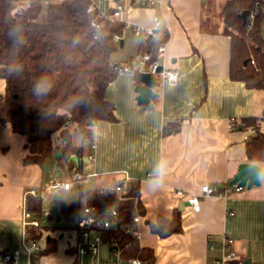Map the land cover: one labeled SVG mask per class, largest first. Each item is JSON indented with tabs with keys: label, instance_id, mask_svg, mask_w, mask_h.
<instances>
[{
	"label": "crops",
	"instance_id": "crops-1",
	"mask_svg": "<svg viewBox=\"0 0 264 264\" xmlns=\"http://www.w3.org/2000/svg\"><path fill=\"white\" fill-rule=\"evenodd\" d=\"M145 1L152 5L132 3L121 11L127 24L121 36L124 53L115 55L117 49L112 59L122 65L135 62L141 36L133 33V27H152L153 17L158 16L159 26L168 29L159 61L178 70V82L171 85L159 77L154 88L157 97L145 105L138 102L135 90L140 71L118 73L104 90L115 119L94 122L93 139L87 142L91 158L87 155L86 161L79 159L71 167L52 158L49 171L37 163L22 164L26 135L13 130L9 121H0V249H19L20 264H27L21 245L26 189L35 190L42 200L41 213L32 214L40 222L42 248L54 244L52 250L38 253L33 264H100L88 253L77 256L79 227L76 219L65 217L60 204L72 195L84 201L81 186L108 188L125 175L138 186L144 208L138 212L139 243L152 248L151 264H217L223 234L233 239L232 247L250 264L264 263V175L258 185L201 197L198 211L173 192L174 187L199 192L204 184L223 189L242 162L264 170V160L250 161L246 154L245 143L253 130L241 129L239 123L243 116L262 114L264 90L230 79L229 35L202 28L203 0ZM114 2L105 9L110 11ZM4 90L5 79L0 76V94ZM231 120L236 128H229ZM259 127L264 132V120ZM53 166L66 168L69 174L78 166L87 177L69 189L47 191L50 181L64 179L53 174ZM65 202L75 210L85 204L76 207L70 200ZM176 208L181 214L180 232L162 237L150 230L149 222L159 215L170 217Z\"/></svg>",
	"mask_w": 264,
	"mask_h": 264
},
{
	"label": "trees",
	"instance_id": "trees-1",
	"mask_svg": "<svg viewBox=\"0 0 264 264\" xmlns=\"http://www.w3.org/2000/svg\"><path fill=\"white\" fill-rule=\"evenodd\" d=\"M134 3L145 4V0ZM88 4L89 0H59L47 5L42 0H0V76L5 79L0 121H9L13 130L26 135L22 164L43 166L55 158L58 164L66 162L71 167L73 155L80 161L88 155L87 142L93 139L94 122L115 119L113 103L104 97V90L118 74L115 67L122 65L112 59L120 47V39L117 42L114 36L121 37L127 24L98 10L88 11ZM203 8L202 28L229 35L230 79L250 89L264 90V0H203ZM245 9L254 12L252 19L249 13L241 16ZM167 37L164 26H159L154 35L141 36L139 61L130 63L131 69L147 71ZM144 54L149 58L143 60ZM263 120L264 106L260 116H243L239 122L241 129L254 132L245 143L250 161L264 160V132L259 127ZM79 194L85 204L116 206V225L93 230L108 242L111 264L115 262V250H120L123 261H154L152 248L141 245L122 228L132 222L136 211L144 212L137 185L129 181L126 194L131 197L126 199H118L105 187L81 186ZM25 202L32 214L41 213V197L28 196ZM60 207L67 219H78L80 209L65 201ZM149 227L162 237L180 232V210L176 208L170 217L157 216ZM40 236L39 229H30L29 238ZM52 248L54 244L50 243L39 254ZM76 252L80 257L77 247Z\"/></svg>",
	"mask_w": 264,
	"mask_h": 264
},
{
	"label": "built area",
	"instance_id": "built-area-1",
	"mask_svg": "<svg viewBox=\"0 0 264 264\" xmlns=\"http://www.w3.org/2000/svg\"><path fill=\"white\" fill-rule=\"evenodd\" d=\"M59 1V0H42V2L47 5L49 3ZM111 0H89L87 7L88 11H100L103 15H106L110 19H121V11L127 4H132L134 2H140L141 0H114V6H110V11L105 9V6L110 3ZM145 4L152 5V1H145ZM254 12L249 13V18L252 19ZM153 26L149 28H142L141 26L134 25L133 33L137 36H147L154 35L155 30L159 27L161 21L158 16L153 17ZM121 39L120 35L114 36L115 41ZM165 44H161L158 47L157 59L151 61L148 68V72L156 74L160 77L161 81H166L171 85H175L179 79V73L177 69L164 67L159 58L164 55ZM149 55L144 54L142 59H148ZM162 66L161 70L158 71V67ZM118 73L127 72L131 69V65H117L115 67ZM235 123L233 120L229 122V128H234ZM93 146V145H92ZM92 154H88V158H91ZM150 176V174H149ZM87 175L78 166L71 169L69 177L64 179H55L50 181L46 185V190H57V189H69L75 181H84ZM130 179L128 176H124L117 180L108 189L114 191L118 199L130 198V195L126 194L128 188V183ZM243 186L239 185L237 182L226 183L221 189L217 186H212L209 184H204L200 187L199 192L187 191L184 188L174 187L173 192L178 197H183L187 203H189L195 211L200 209L201 197L211 196V195H222L223 193H228L232 191H240ZM28 196H38V193L33 189H26L24 192V205L22 209V235H21V245L27 255V264H33L35 256L41 251L42 243L39 239L29 238L30 229H40V222L36 217H33L32 213L28 210L26 206V200ZM137 199V197H135ZM115 204H100L86 203L80 209V215L76 219V224L79 227L80 241L77 245L79 256L86 253L96 257L100 264H107L108 254L107 247L108 242L104 241L98 232H94L95 228H110L116 225V217L118 211ZM141 216L136 211L133 214L132 222L123 226V231L130 233L133 237L138 240L141 237V231L138 227ZM115 243V240L113 241ZM212 246V244H211ZM233 246V239L223 234L221 236L220 257L216 258L214 261L217 264H250L247 263L245 258L241 257ZM120 250H115L113 255L115 258L114 264H142V261L138 258H133L131 260L123 261L120 256ZM20 250H2L0 249V264H20ZM81 264V263H79ZM264 264V263H263Z\"/></svg>",
	"mask_w": 264,
	"mask_h": 264
},
{
	"label": "water",
	"instance_id": "water-1",
	"mask_svg": "<svg viewBox=\"0 0 264 264\" xmlns=\"http://www.w3.org/2000/svg\"><path fill=\"white\" fill-rule=\"evenodd\" d=\"M249 11L244 10L241 13L242 17H246ZM120 46H122V38L120 39ZM138 59L135 63H138ZM162 66L158 67L160 71ZM159 81L156 80L148 71L143 70L140 72V83L136 86V92L138 93L137 100L139 103L149 105L152 100L157 96L154 92V88L159 85ZM87 157L82 158V161H86ZM71 160L74 162L79 161V157L73 155ZM264 175V170L256 163L252 162H242L239 164L238 172L231 180V183L237 182L243 187H251L252 185H258L260 183V177ZM250 263V259H247Z\"/></svg>",
	"mask_w": 264,
	"mask_h": 264
},
{
	"label": "rangeland",
	"instance_id": "rangeland-1",
	"mask_svg": "<svg viewBox=\"0 0 264 264\" xmlns=\"http://www.w3.org/2000/svg\"><path fill=\"white\" fill-rule=\"evenodd\" d=\"M123 51V49H121V47H119L118 48V51L115 53V55H117V54H123L124 52H122ZM52 158L51 159H49L45 164H44V167H45V169L46 170H48L49 171V169H51L50 168V166H52ZM54 167V166H53ZM55 168V171L53 172V174H55L56 173V175L58 176V177H61V178H67V177H69V173H68V170L66 169V168H63V169H58L57 167H54ZM78 182V181H77ZM39 192V191H38ZM63 200H65V201H72V203L76 206V207H78V206H82L83 205V203H84V201L83 200H81V201H79L78 200V197H77V195H72L71 197H67V198H65V199H63Z\"/></svg>",
	"mask_w": 264,
	"mask_h": 264
},
{
	"label": "clouds",
	"instance_id": "clouds-1",
	"mask_svg": "<svg viewBox=\"0 0 264 264\" xmlns=\"http://www.w3.org/2000/svg\"><path fill=\"white\" fill-rule=\"evenodd\" d=\"M160 175H161V177L163 176V172L162 171L160 172Z\"/></svg>",
	"mask_w": 264,
	"mask_h": 264
}]
</instances>
